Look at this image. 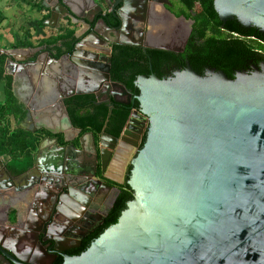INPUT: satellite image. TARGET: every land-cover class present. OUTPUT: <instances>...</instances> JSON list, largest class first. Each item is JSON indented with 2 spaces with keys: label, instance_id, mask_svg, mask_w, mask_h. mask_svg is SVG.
I'll use <instances>...</instances> for the list:
<instances>
[{
  "label": "water",
  "instance_id": "obj_1",
  "mask_svg": "<svg viewBox=\"0 0 264 264\" xmlns=\"http://www.w3.org/2000/svg\"><path fill=\"white\" fill-rule=\"evenodd\" d=\"M82 1L75 6L69 0H44L51 9L48 24L59 27L69 16L91 26L92 1L99 22L112 30L101 4ZM154 2L118 0L122 8L115 18L121 25L115 29L124 35L141 15L147 29L139 45L184 52L195 21L173 14L167 9L169 0L156 9ZM214 6L223 23L237 18L247 28L264 32V0H214ZM79 32L75 37L80 41ZM92 35L100 45L92 53L78 43L74 55L61 59L46 49L0 48L6 75L29 90L19 98L28 119L53 113L45 117H63L72 126L65 100L93 93L101 102L104 84L107 95H113L111 108L124 103L118 98L122 95L139 102L128 130L135 129V119L148 128L129 180L133 200L116 224L82 254L64 256L63 264H264V69L242 72L232 80L216 70L202 76L188 63L171 78L140 76L135 82L140 93L132 98L126 86L112 82L103 36L97 30ZM113 86L123 92H111ZM128 130L125 133L131 135ZM45 141H54L60 149L59 138ZM119 141L107 133L99 145L93 138L96 161L106 166V153ZM82 144L85 147L84 138ZM43 150L41 143L34 154L37 160ZM51 233L53 227H47L44 234Z\"/></svg>",
  "mask_w": 264,
  "mask_h": 264
},
{
  "label": "flooded vegetation",
  "instance_id": "obj_2",
  "mask_svg": "<svg viewBox=\"0 0 264 264\" xmlns=\"http://www.w3.org/2000/svg\"><path fill=\"white\" fill-rule=\"evenodd\" d=\"M169 1L170 5L167 6V9L178 17L183 16L179 15L177 0ZM162 2L164 0H156L153 3L156 5L153 8H158ZM90 3L93 7L91 18L95 19L94 25L91 24V27L87 24L88 29L82 33L80 41L75 36L60 40L57 44L59 50L48 44L46 50L51 51L54 58L61 59L66 54L74 55L77 51L75 45L78 43H83L86 53H92L91 49L100 46L92 35L93 31L97 30L107 43L103 49L107 53L110 52L108 63L110 64L112 82L124 85L113 79V75L117 74L112 61L116 45L140 48L145 55H148L149 50L167 51L139 45L142 41V31L147 29L142 23L144 17L141 15L132 20L124 35L115 29L121 25V22L115 18V14L122 8V5H117L118 0H110L109 3L105 0H98L97 2L102 5L104 17L112 30L108 29L104 22H99L102 19L96 15L97 9L94 8L95 5L92 1ZM160 13L162 12L160 11ZM190 13L193 18L195 16L193 10ZM188 19L192 20L191 18ZM251 29L247 28L245 31L249 33ZM248 39L255 55L247 58L243 64H235L229 74L214 67H203L199 72L193 70L202 76H206L212 70L222 71L232 80L236 79L238 74L242 72L252 74L258 70L262 71L264 69V32H255ZM185 50L184 52L173 53L182 55ZM184 62L185 64L179 63L177 60L174 62L159 60L160 66L157 72L154 69L153 61L150 60L148 62L149 72L152 75L171 78L176 76L178 72L187 69L190 62L188 60H184ZM13 88L18 99L21 94L27 95L29 93V90L24 89L21 83H15L14 80ZM128 90L132 93V98L137 96L133 91ZM101 91L104 93L101 102L93 93L76 94L65 100L72 126L63 117L54 121L45 117L53 113H47L41 117L34 116L30 118L32 121H29L26 107L19 99L25 107L26 115L20 120L17 119L14 126L11 124L12 130L27 127L37 129L36 131L25 130L41 137L38 149L42 143L44 150L37 160L34 157L35 153L31 152V157L27 154L16 156L2 153L0 147V264H57L66 255L77 256L71 253L80 250L84 243L103 227L123 191L128 190L134 194L129 185L133 161L143 148L147 139L148 128L143 126L144 121L138 119H135L136 123L132 124L134 130L129 131L128 126L133 112L139 109L140 104L139 107H134L131 110L128 122L119 137H115L106 131L98 135L92 130L83 131L74 124L70 115V112L72 114L78 112L83 101L76 97L80 96H85L88 105L91 104L90 108L92 105H107L110 110H113L116 105L131 106L137 102L136 100L133 103L128 96L122 95L118 98L124 103H115L114 108H111V104H114L113 95H107L108 88L104 84ZM110 91L123 92L117 86H113ZM58 112L56 110V114ZM49 129L56 131L57 134L51 133ZM126 130L131 132V135L126 134ZM105 133L120 140L114 151L108 150L109 153H106L105 156L108 160L106 166L101 159L96 161V154L92 147L93 138L99 145V140ZM47 137L59 138L60 149L55 148L54 141H45ZM83 138L85 147L82 144ZM98 179H101L102 182H99ZM113 202L114 205L111 206ZM102 219H104L102 224L91 230V227L101 222ZM50 226L53 227V233L44 234L45 229Z\"/></svg>",
  "mask_w": 264,
  "mask_h": 264
},
{
  "label": "trees",
  "instance_id": "obj_3",
  "mask_svg": "<svg viewBox=\"0 0 264 264\" xmlns=\"http://www.w3.org/2000/svg\"><path fill=\"white\" fill-rule=\"evenodd\" d=\"M34 1L25 0L27 4L37 7L38 5ZM177 4L180 11L179 15L195 21L193 32L184 54L178 55L168 51L149 50L148 55H145L143 50L137 47L119 45L114 47L112 61L117 74L113 75V79L123 83L134 94L138 95L140 93L135 84L136 80L140 76L150 77L152 75L149 72L148 62L150 60L153 61L154 69L157 72L160 66L158 64L159 60L168 62L177 60L179 63L182 62L184 64V60H188L192 68L197 72L203 67H214L229 74L235 64H243L247 58L255 55L248 38L253 36L255 32L259 33V29L252 28L251 32L248 33L245 31L247 27L240 23L237 18L223 23L215 10L214 0H177ZM192 10L195 14L193 18L190 13ZM2 20L3 18L0 16V25ZM74 33L75 31L68 30L66 35L46 43L53 45V48L55 47V49L59 50L58 42L66 37L74 38ZM27 35L28 39L26 41L14 44L12 47H32V43L29 41L31 38L30 32H27ZM5 62L6 57L0 56V79L4 83L5 95V100L0 104V147L2 148V153L16 156L18 154H21V156L27 154L31 157V154L37 151L41 137L25 129L17 128L12 130L11 117L20 120L26 115V110L14 92L13 77L5 74ZM158 77L167 79L159 75ZM76 98L83 102L80 104L76 114L70 112L74 124L83 131L92 130L97 135L106 131L115 137H119L128 122L131 110L134 107H139V102L137 101L135 105L131 106L116 105L111 111L107 105H92L90 108L91 104L88 105V100H85V96ZM133 198L134 194L132 192L124 190L103 227L90 240H87L80 250L71 254L78 256L85 252L106 229L118 222L122 213L128 207V203ZM63 262L64 259L61 258L57 264H63Z\"/></svg>",
  "mask_w": 264,
  "mask_h": 264
},
{
  "label": "crops",
  "instance_id": "obj_4",
  "mask_svg": "<svg viewBox=\"0 0 264 264\" xmlns=\"http://www.w3.org/2000/svg\"><path fill=\"white\" fill-rule=\"evenodd\" d=\"M43 1L44 0H35L34 3L38 6L33 7L27 4L25 0H0V16L4 19L2 28H0V48H13L12 46L15 42V38L12 31L6 27L7 24L12 23L13 19H24L29 24H32V27L29 28L27 32H30L31 37L33 36L29 41L32 43V47L37 49V51L47 49L48 44L46 42L66 35L68 30L75 31V33L80 31L79 33L82 34L88 29V25L83 26L80 22L78 23L75 18L69 16L59 21V27L50 26L48 20L51 17V9L46 8ZM82 2V0H69V3L75 6L78 4L81 5ZM67 25L69 26L67 27ZM64 39H67V37ZM4 100V83L0 79V104ZM16 120L17 118L11 117L12 126L15 125Z\"/></svg>",
  "mask_w": 264,
  "mask_h": 264
},
{
  "label": "rangeland",
  "instance_id": "obj_5",
  "mask_svg": "<svg viewBox=\"0 0 264 264\" xmlns=\"http://www.w3.org/2000/svg\"><path fill=\"white\" fill-rule=\"evenodd\" d=\"M3 22H4V19L1 21L0 28H2ZM68 26L69 25H67V27ZM6 27H8V29H10L12 31L13 36L15 38L14 44H17V43H22L23 41H26L28 39L27 31H28L29 28L32 27V24L31 23L29 24L24 19H20V20L19 19H17V20L13 19L12 23L11 24H7Z\"/></svg>",
  "mask_w": 264,
  "mask_h": 264
},
{
  "label": "built area",
  "instance_id": "obj_6",
  "mask_svg": "<svg viewBox=\"0 0 264 264\" xmlns=\"http://www.w3.org/2000/svg\"><path fill=\"white\" fill-rule=\"evenodd\" d=\"M96 1H98V0H96Z\"/></svg>",
  "mask_w": 264,
  "mask_h": 264
}]
</instances>
